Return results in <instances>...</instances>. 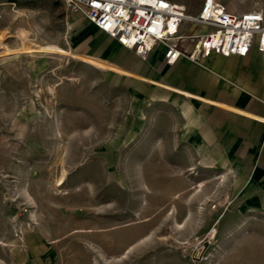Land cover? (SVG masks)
<instances>
[{
	"label": "rangeland",
	"instance_id": "374dc122",
	"mask_svg": "<svg viewBox=\"0 0 264 264\" xmlns=\"http://www.w3.org/2000/svg\"><path fill=\"white\" fill-rule=\"evenodd\" d=\"M173 1L196 14L204 0ZM0 15V208L15 215L0 264H264V210L152 151L151 109L137 119L135 84L114 70L134 57L87 56L93 25L63 0H1ZM45 45L72 55L25 52Z\"/></svg>",
	"mask_w": 264,
	"mask_h": 264
},
{
	"label": "crops",
	"instance_id": "0c3cea01",
	"mask_svg": "<svg viewBox=\"0 0 264 264\" xmlns=\"http://www.w3.org/2000/svg\"><path fill=\"white\" fill-rule=\"evenodd\" d=\"M90 23L87 56L110 59L115 50L134 57V64L118 69L135 84L137 119L151 109L152 151L184 158L169 163L173 168L213 171L217 181L232 186L225 199L249 215L264 210V56L258 48L247 57L212 55L200 64L184 58L168 64L163 46L143 58ZM3 32L0 23V38ZM14 216L0 208L3 247L15 242Z\"/></svg>",
	"mask_w": 264,
	"mask_h": 264
},
{
	"label": "built area",
	"instance_id": "2783aa9c",
	"mask_svg": "<svg viewBox=\"0 0 264 264\" xmlns=\"http://www.w3.org/2000/svg\"><path fill=\"white\" fill-rule=\"evenodd\" d=\"M101 32L146 58L163 46L165 60L200 64L212 55L247 57L256 46L264 56V12L233 11L204 0L198 13L172 0H63ZM1 19V15H0ZM206 28L205 32L200 29Z\"/></svg>",
	"mask_w": 264,
	"mask_h": 264
},
{
	"label": "bare ground",
	"instance_id": "6f19581e",
	"mask_svg": "<svg viewBox=\"0 0 264 264\" xmlns=\"http://www.w3.org/2000/svg\"><path fill=\"white\" fill-rule=\"evenodd\" d=\"M26 48V47H25ZM24 50V49H23ZM27 53L29 54H38V55H72L70 54L67 50H65L64 48L58 46V45H45V46H41L39 49H26ZM75 56V55H73ZM87 58V57H86ZM91 58V57H89ZM90 62L94 65H96V67H101L103 68L105 66V64L103 65L102 62L98 61V60H94L93 59H90ZM107 66V65H106ZM100 68V69H101ZM117 73H120V74H126V75H129L128 73H125V72H122L120 69L118 68H115L114 69ZM64 183V179L61 178L59 180V186L62 185Z\"/></svg>",
	"mask_w": 264,
	"mask_h": 264
}]
</instances>
